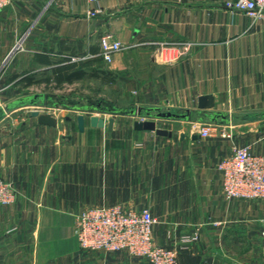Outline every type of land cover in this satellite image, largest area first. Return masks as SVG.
Listing matches in <instances>:
<instances>
[{"label": "crops", "instance_id": "obj_1", "mask_svg": "<svg viewBox=\"0 0 264 264\" xmlns=\"http://www.w3.org/2000/svg\"><path fill=\"white\" fill-rule=\"evenodd\" d=\"M225 1L10 0L0 9V178L15 191L0 204V264H150L126 250L79 247L78 213L115 204L148 208L154 242L175 248L177 264H264V199H227L217 168L234 144L264 154V16ZM91 8L102 12L88 16ZM104 34L130 46L106 62L98 55ZM161 43L188 48L165 62ZM69 56L94 73L61 82L98 81L102 126L54 102ZM200 95L213 104L198 108ZM35 107L57 124L39 123ZM138 108L152 116L138 117ZM136 119L170 135L134 129ZM208 122L230 135L203 137L192 127Z\"/></svg>", "mask_w": 264, "mask_h": 264}, {"label": "built area", "instance_id": "obj_2", "mask_svg": "<svg viewBox=\"0 0 264 264\" xmlns=\"http://www.w3.org/2000/svg\"><path fill=\"white\" fill-rule=\"evenodd\" d=\"M87 1L93 3L99 0ZM9 2L10 0H0V9ZM224 5L229 9L242 11L253 19L264 16V0H226ZM101 12L100 8H91L87 14L93 17ZM129 46L113 39L110 34H104L100 38L98 55L110 62L116 51ZM187 48L186 44L161 43L157 56L162 61L170 62ZM192 127L203 137L217 129L223 136L230 135L223 124L194 123ZM217 168L221 174L222 192L227 199H264V154L252 152L248 145L234 144L230 155L220 159ZM14 199L15 191L11 183L0 178V204H9ZM156 221L148 208L128 209L118 204L93 206L78 213L74 234L82 250H126L132 256L147 259L150 264H177L175 248L154 242L153 225ZM260 224L264 235V217ZM195 237L193 235L191 238Z\"/></svg>", "mask_w": 264, "mask_h": 264}, {"label": "water", "instance_id": "obj_3", "mask_svg": "<svg viewBox=\"0 0 264 264\" xmlns=\"http://www.w3.org/2000/svg\"><path fill=\"white\" fill-rule=\"evenodd\" d=\"M197 100H198L197 106H198V108H201V109H206L207 107H209L213 104V97L210 95H200ZM30 101L32 103H34L36 100H30ZM34 105H35V103H34ZM39 105H41V104H39ZM81 109H82V107H81ZM84 109H86L85 111H89L90 109L91 110L101 109V107H100V103H98V107L97 106H85L83 108V110ZM142 110H143L142 108H138L137 114L141 115L142 113H145L148 116H152L151 109L144 108L145 112H143ZM129 112L134 113L133 110H130ZM30 115L36 117L37 121L39 123H44V124H48V125H56L57 124V119L54 115H52L49 112H41L37 107H35L34 109H31ZM177 116H182V115L171 112V111H157L156 113H154V117H156V118H158V117H177ZM85 121H86V116L83 113H79L76 115V122H77V127L79 130H83ZM104 121H105V119L103 116H100L97 114H90L89 115V122H90L91 126H102L104 124ZM113 122H114V117H110L107 120V127L111 129ZM133 127H134V129L154 130L157 134H160V135H170L169 130H167L165 128L157 127L156 122L153 119H136L133 122Z\"/></svg>", "mask_w": 264, "mask_h": 264}, {"label": "rangeland", "instance_id": "obj_4", "mask_svg": "<svg viewBox=\"0 0 264 264\" xmlns=\"http://www.w3.org/2000/svg\"><path fill=\"white\" fill-rule=\"evenodd\" d=\"M72 58L76 59L81 58L80 56H73ZM82 60V59H80ZM58 97L54 98V102L58 104L60 107H68L71 108L73 106H77L76 108H81L82 109L85 106H97L98 103L107 104L106 98L102 96V93L99 91V83L95 79H82V80H77L72 83H67V82H60L58 84ZM128 100V98H126ZM128 102H133L128 101ZM104 108L105 107H101ZM107 108V107H106ZM86 109H84L85 111ZM87 115L89 114H100L104 113L103 110L100 109H93L89 111H85ZM110 113V112H109ZM138 116V115H134ZM142 115H139L140 117Z\"/></svg>", "mask_w": 264, "mask_h": 264}, {"label": "trees", "instance_id": "obj_5", "mask_svg": "<svg viewBox=\"0 0 264 264\" xmlns=\"http://www.w3.org/2000/svg\"><path fill=\"white\" fill-rule=\"evenodd\" d=\"M63 61L64 64L59 66L58 69V80L61 82L63 80L71 82L75 79H79L84 77L85 75L90 74L91 72H88L84 69V65L86 64V61H72L71 57H64ZM94 71V70H93ZM92 72L91 74H93ZM94 106V105H92ZM100 107H102L100 105Z\"/></svg>", "mask_w": 264, "mask_h": 264}]
</instances>
